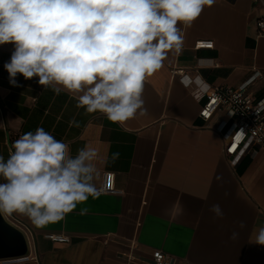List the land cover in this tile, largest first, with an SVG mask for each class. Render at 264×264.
<instances>
[{
  "label": "crops",
  "instance_id": "crops-1",
  "mask_svg": "<svg viewBox=\"0 0 264 264\" xmlns=\"http://www.w3.org/2000/svg\"><path fill=\"white\" fill-rule=\"evenodd\" d=\"M263 11L257 0H215L190 26L178 24L181 51H170L163 67L144 82L147 115L122 123L100 112L86 114L71 94L44 91L36 78L18 76L20 86H12L3 65L14 46L0 45L5 160L13 142L37 127L67 143L73 156L86 144L101 157L120 153L114 164L97 161L101 194L63 219L37 228L26 215L5 213L27 233L31 252L0 264H138L125 254L149 260L153 249L172 254L179 264H264V246L250 240L264 225V153L247 154L233 165L225 153L231 122L225 124L221 113L203 120L199 113L206 97L197 98L181 83L184 70L214 86L235 89L248 83L262 99L264 36L257 19ZM200 40L214 41V47L198 49ZM73 119L79 127L69 126ZM108 171L115 172L121 192L101 191ZM213 204L222 217L210 211ZM82 208L87 214H80ZM50 233L66 234L71 242H54L46 237Z\"/></svg>",
  "mask_w": 264,
  "mask_h": 264
},
{
  "label": "clouds",
  "instance_id": "clouds-1",
  "mask_svg": "<svg viewBox=\"0 0 264 264\" xmlns=\"http://www.w3.org/2000/svg\"><path fill=\"white\" fill-rule=\"evenodd\" d=\"M215 0H0V45L14 51L3 67L12 86L36 78L44 91L68 93L86 114L113 123L147 115V77L184 42L190 26ZM185 87L189 78L181 80ZM69 126L79 127L73 119ZM85 145L75 156L63 140L37 127L19 136L8 158L0 155V214L26 215L37 228L56 222L101 192L97 161L115 163ZM218 179H220L218 177ZM210 211L222 217L218 204ZM82 208L80 214H87ZM240 227L244 223L240 222ZM235 236L236 233H233ZM251 242L264 246V225Z\"/></svg>",
  "mask_w": 264,
  "mask_h": 264
},
{
  "label": "built area",
  "instance_id": "built-area-1",
  "mask_svg": "<svg viewBox=\"0 0 264 264\" xmlns=\"http://www.w3.org/2000/svg\"><path fill=\"white\" fill-rule=\"evenodd\" d=\"M263 3L264 0H257ZM259 33L264 36V11L257 19ZM214 41L200 40L196 48H213ZM181 79L187 77L191 81L188 86L199 99L206 97L199 116L205 120H211L216 114L223 115L224 123L231 122L230 130L226 135L225 153L231 157L232 164L238 165L247 154L255 156L259 152L264 153V97L257 99L249 90V84L245 83L238 88L214 86L206 82L199 75L190 77L181 71ZM260 77L264 75L259 74ZM102 192L119 193L116 186L115 172L108 171L104 174ZM47 238L54 242H71V237L66 234L50 233ZM130 247L139 249L134 241H130ZM128 261L138 264H179L175 256L161 249H153L149 260H142L132 254H125Z\"/></svg>",
  "mask_w": 264,
  "mask_h": 264
},
{
  "label": "water",
  "instance_id": "water-1",
  "mask_svg": "<svg viewBox=\"0 0 264 264\" xmlns=\"http://www.w3.org/2000/svg\"><path fill=\"white\" fill-rule=\"evenodd\" d=\"M31 248L27 233L0 214V261L22 260L30 256Z\"/></svg>",
  "mask_w": 264,
  "mask_h": 264
}]
</instances>
